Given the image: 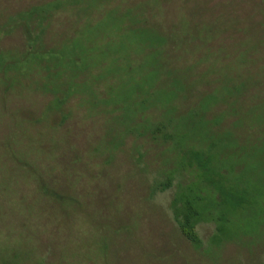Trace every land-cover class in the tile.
Masks as SVG:
<instances>
[{
  "label": "trees",
  "instance_id": "obj_1",
  "mask_svg": "<svg viewBox=\"0 0 264 264\" xmlns=\"http://www.w3.org/2000/svg\"><path fill=\"white\" fill-rule=\"evenodd\" d=\"M187 2L201 5L198 23L186 40L172 41L155 23ZM207 4L44 0L8 15L1 32L22 28L23 46L0 48V92L48 96L36 122L55 116L56 124L78 111L106 117L109 155L123 145L127 154L143 155L149 138L166 142L177 169L192 175L177 183L170 206L195 247L198 222L217 219L210 240L218 243L227 214L264 209V101L247 106L242 97L264 84V0H242L249 15L241 28L223 7L204 21ZM171 45L183 50L173 54ZM172 169L160 189L172 184Z\"/></svg>",
  "mask_w": 264,
  "mask_h": 264
},
{
  "label": "rangeland",
  "instance_id": "obj_2",
  "mask_svg": "<svg viewBox=\"0 0 264 264\" xmlns=\"http://www.w3.org/2000/svg\"><path fill=\"white\" fill-rule=\"evenodd\" d=\"M41 1L0 0V48L23 46L22 28L2 33V25L9 14ZM207 2L210 16L204 21L223 7L241 28L249 15L242 0ZM187 3L154 20L172 41L186 40L198 23L201 5ZM258 20L254 13L251 21ZM171 50L178 54L183 48ZM258 77L264 79V73ZM258 89L244 92L247 106L264 101V84ZM20 92H0V264H264V209L227 214L229 227L218 243L210 240L217 219L198 222L201 243L195 247L180 232L170 206L177 183L192 175L177 169L166 142L149 138L143 155L127 154L124 145L109 155L113 135L103 130L106 117L78 111L56 124L55 116L36 122L48 96ZM171 168L172 184L160 189Z\"/></svg>",
  "mask_w": 264,
  "mask_h": 264
}]
</instances>
